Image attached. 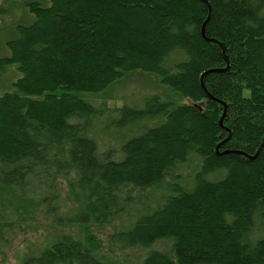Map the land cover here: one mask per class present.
I'll return each instance as SVG.
<instances>
[{
    "label": "trees",
    "instance_id": "obj_1",
    "mask_svg": "<svg viewBox=\"0 0 264 264\" xmlns=\"http://www.w3.org/2000/svg\"><path fill=\"white\" fill-rule=\"evenodd\" d=\"M18 3L0 37V77L20 72L0 96L13 196L0 197V256L43 210L55 233L22 244L17 264H119L91 232L110 225L112 245L147 251L142 264H264V0ZM136 72L180 99L95 101ZM160 241L168 251L150 249Z\"/></svg>",
    "mask_w": 264,
    "mask_h": 264
},
{
    "label": "rangeland",
    "instance_id": "obj_2",
    "mask_svg": "<svg viewBox=\"0 0 264 264\" xmlns=\"http://www.w3.org/2000/svg\"><path fill=\"white\" fill-rule=\"evenodd\" d=\"M20 0H0V8H3V11H6V15L0 17V23L5 24L0 26V37L3 35L4 37L7 35L9 31L10 25L9 23L12 16L21 13L20 4L18 3ZM10 4H13L14 8L10 7ZM1 42V41H0ZM3 66V65H2ZM4 66H8L5 64ZM2 67L5 70V73L0 77V96L2 93L7 90H12L11 85L15 81L16 77H19L20 72L16 66L10 67ZM2 70H0L1 72ZM161 94L165 96H172L174 99H180L176 93H174L171 89L161 85L160 80L154 76L147 73L136 72L129 75L123 81L118 83L114 88L109 89V91L104 94V96L99 95L95 101L99 103H105L106 106L110 109H114L115 107L122 106H131V107H139L143 109L144 101L154 94ZM184 102H188L184 100ZM144 103V104H143ZM115 118V115L111 113V117L109 120ZM196 161L192 163H188L185 166H182L176 169V174H184V176H188L189 174L196 171L197 168ZM175 174V175H176ZM71 178L67 177L61 179L59 181V185L63 188V193L66 196L68 190V181ZM159 196L160 193L157 192L155 194ZM4 196L5 198L12 199L13 196L5 193L0 189V197ZM71 208L76 206L70 205ZM67 210L60 211L61 214H65ZM49 217L47 218L43 214V210L38 211L33 215L32 220L26 221L20 227L11 232L12 243L9 247V251L7 252V259H4L0 256V264H17L18 254L17 250H20L22 244L26 241H44L48 240L52 235H54V228L50 225ZM114 225H118V221L114 222ZM115 227L113 225L107 226L104 229H92V233L96 235L97 238L101 241L102 246V255L108 259L109 262H115L119 264H142L143 260L147 256V251L144 250H120L117 245H112L110 238L111 235L115 232ZM62 232L67 234H73L74 236H78L80 238L81 235L78 234V230L76 228H68L62 229ZM170 248V243L168 241H160L157 242L150 248L151 250H159V251H168Z\"/></svg>",
    "mask_w": 264,
    "mask_h": 264
},
{
    "label": "water",
    "instance_id": "obj_3",
    "mask_svg": "<svg viewBox=\"0 0 264 264\" xmlns=\"http://www.w3.org/2000/svg\"><path fill=\"white\" fill-rule=\"evenodd\" d=\"M226 61H227V64H228V68H229V62H228V59L226 58ZM226 112V111H225ZM225 112H224V114H225Z\"/></svg>",
    "mask_w": 264,
    "mask_h": 264
}]
</instances>
